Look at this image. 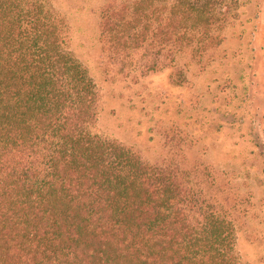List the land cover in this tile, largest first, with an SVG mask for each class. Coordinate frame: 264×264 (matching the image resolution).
Returning a JSON list of instances; mask_svg holds the SVG:
<instances>
[{"label": "trees", "instance_id": "trees-1", "mask_svg": "<svg viewBox=\"0 0 264 264\" xmlns=\"http://www.w3.org/2000/svg\"><path fill=\"white\" fill-rule=\"evenodd\" d=\"M237 9L107 0L100 40L113 56L140 54L142 75L171 67L183 85L181 57L206 67ZM100 102L52 0H0V264H246L211 169L198 182L95 133Z\"/></svg>", "mask_w": 264, "mask_h": 264}, {"label": "rangeland", "instance_id": "rangeland-1", "mask_svg": "<svg viewBox=\"0 0 264 264\" xmlns=\"http://www.w3.org/2000/svg\"><path fill=\"white\" fill-rule=\"evenodd\" d=\"M106 1L52 0L100 90L93 131L133 146L150 163L174 159L198 182L207 165L227 188L216 192L234 218L242 260L264 264V0H235L238 18L209 52L210 63L202 68L181 57L183 85L173 83L171 67L142 75L135 69L140 54L105 49L99 24Z\"/></svg>", "mask_w": 264, "mask_h": 264}]
</instances>
